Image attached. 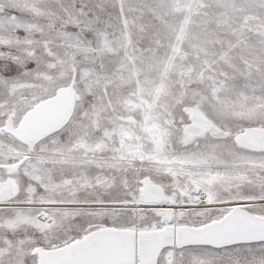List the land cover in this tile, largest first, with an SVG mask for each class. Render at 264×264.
<instances>
[{
    "label": "snow or ice",
    "instance_id": "obj_1",
    "mask_svg": "<svg viewBox=\"0 0 264 264\" xmlns=\"http://www.w3.org/2000/svg\"><path fill=\"white\" fill-rule=\"evenodd\" d=\"M0 264H264V0H0Z\"/></svg>",
    "mask_w": 264,
    "mask_h": 264
}]
</instances>
